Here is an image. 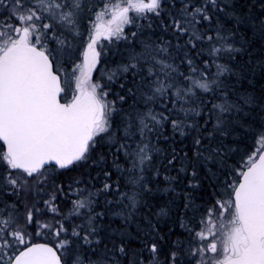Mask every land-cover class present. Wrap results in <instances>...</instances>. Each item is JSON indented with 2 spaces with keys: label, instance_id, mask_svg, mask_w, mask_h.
I'll return each instance as SVG.
<instances>
[{
  "label": "snow or ice",
  "instance_id": "6c2138e0",
  "mask_svg": "<svg viewBox=\"0 0 264 264\" xmlns=\"http://www.w3.org/2000/svg\"><path fill=\"white\" fill-rule=\"evenodd\" d=\"M0 264H264V0H0Z\"/></svg>",
  "mask_w": 264,
  "mask_h": 264
}]
</instances>
